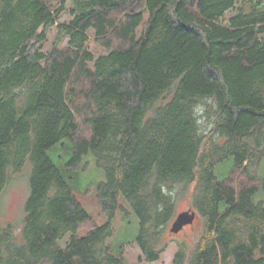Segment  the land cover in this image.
Listing matches in <instances>:
<instances>
[{
	"label": "trees",
	"instance_id": "obj_1",
	"mask_svg": "<svg viewBox=\"0 0 264 264\" xmlns=\"http://www.w3.org/2000/svg\"><path fill=\"white\" fill-rule=\"evenodd\" d=\"M76 1L0 0V197L32 165L22 238L0 220V264H126L128 245L158 262L176 189L191 185L202 230L173 264H264V0ZM57 145L66 167L92 155L104 169L103 225L49 155ZM127 205L139 232L117 253Z\"/></svg>",
	"mask_w": 264,
	"mask_h": 264
},
{
	"label": "rangeland",
	"instance_id": "obj_2",
	"mask_svg": "<svg viewBox=\"0 0 264 264\" xmlns=\"http://www.w3.org/2000/svg\"><path fill=\"white\" fill-rule=\"evenodd\" d=\"M67 6L70 10H77L78 5L76 0H68ZM231 13H228L230 16ZM73 18V14L66 13L62 16L61 22H68ZM56 36V30L52 29L49 33V46L54 42ZM91 50L96 54H102L103 50L96 44L91 45ZM65 144L70 145L68 141ZM65 149V148H64ZM61 145H57L51 151L49 155L54 162L58 165L61 171L64 173L69 184L73 188L79 201L85 206L86 210L91 214L96 224L103 225L107 222L104 216L101 206L96 197V188L100 182L106 180V174L103 168H100L94 156H87L80 164L77 170L71 167H66V163L70 159L68 149L65 151ZM54 154V155H53ZM234 165L233 159H229L219 164L215 170L219 179L226 177L231 168ZM32 171V165L30 161H27L21 172L13 173L11 180L0 197V220L4 223H11L15 226L16 235L18 238H22L24 229V218L26 215V203L30 195V176ZM260 175L264 179V160L260 168ZM194 186L191 185L183 193L181 187L176 189V194H183L177 201V214L174 219L178 218L180 213L191 210V193ZM124 200V199H123ZM255 200L264 202V184L261 185V189L257 193ZM125 202V201H124ZM171 223L167 232L166 240L168 247L165 253L162 255L160 261L155 263H147L140 261L141 252L135 245H128L125 248V262L126 264H173V259L178 251V246L181 243L188 245L189 249H193L197 241L200 231L202 230V221L197 218L191 225H186L180 230L179 233H171ZM115 228V235L109 241V244L115 252H119L120 247L123 244L133 242L139 232V220L136 214L133 212L130 206H125V212L119 211L115 220L113 221ZM70 239V234L60 241L61 246H64Z\"/></svg>",
	"mask_w": 264,
	"mask_h": 264
},
{
	"label": "water",
	"instance_id": "obj_3",
	"mask_svg": "<svg viewBox=\"0 0 264 264\" xmlns=\"http://www.w3.org/2000/svg\"><path fill=\"white\" fill-rule=\"evenodd\" d=\"M196 219V214L191 211L180 213L171 228L172 233H179L186 225H191Z\"/></svg>",
	"mask_w": 264,
	"mask_h": 264
}]
</instances>
